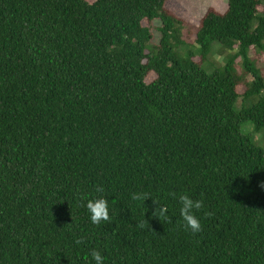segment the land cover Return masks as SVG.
I'll return each instance as SVG.
<instances>
[{"label": "trees", "instance_id": "16d2710c", "mask_svg": "<svg viewBox=\"0 0 264 264\" xmlns=\"http://www.w3.org/2000/svg\"><path fill=\"white\" fill-rule=\"evenodd\" d=\"M168 2L0 0V264H264V0L210 7L195 44Z\"/></svg>", "mask_w": 264, "mask_h": 264}, {"label": "clouds", "instance_id": "9594fccd", "mask_svg": "<svg viewBox=\"0 0 264 264\" xmlns=\"http://www.w3.org/2000/svg\"><path fill=\"white\" fill-rule=\"evenodd\" d=\"M98 192H103V188H97ZM173 197L176 196L175 193H170ZM132 200H139L146 202L150 199L148 193L146 192H136L131 195ZM179 202L182 205L180 208V216L184 222L185 230H190L192 233H199L203 230L201 220L195 215L196 211L201 210L204 207L203 200H193L186 194H180ZM154 204L157 205L153 212V217L158 218L161 221H166L168 219V207L166 205H160L158 201H154ZM86 209L90 214V221L94 225H99L101 222H110L109 214V204L108 201L103 198L89 199L86 203ZM150 227L149 223L142 221L137 226L144 228L145 226ZM76 244L82 243V238L76 239ZM91 258L95 264H104V257L98 250H93L91 252Z\"/></svg>", "mask_w": 264, "mask_h": 264}, {"label": "rangeland", "instance_id": "374dc122", "mask_svg": "<svg viewBox=\"0 0 264 264\" xmlns=\"http://www.w3.org/2000/svg\"><path fill=\"white\" fill-rule=\"evenodd\" d=\"M89 1L92 2L94 0H89ZM228 1L229 0H169L168 9L186 22L183 30L185 41L188 42L189 44H195L193 25L194 26L198 25V22L205 15V13L210 7H214L218 10H222L226 7ZM152 26L159 27V21H154V24ZM155 27H153V29L155 30L153 32L155 36V40L150 45L151 48L155 47L159 39V33L156 31ZM181 50L187 52L189 49L181 48ZM227 54L228 53L224 51L222 48H220L218 44L214 45L210 56V63H208L207 66H209V64L215 67H220L224 65ZM250 56L258 64H264V54L261 51L252 50ZM209 70L211 71L212 68ZM154 79H155V75L151 74L148 77L147 81L152 82ZM244 131L251 132L252 125L246 124L244 127ZM255 138L257 139L258 142L263 141V136L261 134L260 135L256 134Z\"/></svg>", "mask_w": 264, "mask_h": 264}]
</instances>
